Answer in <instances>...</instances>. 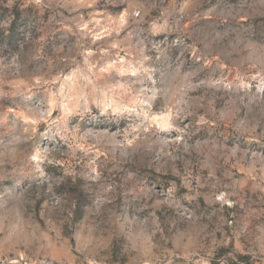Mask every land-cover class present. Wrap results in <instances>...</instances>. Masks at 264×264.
I'll return each mask as SVG.
<instances>
[{
	"label": "rangeland",
	"instance_id": "obj_1",
	"mask_svg": "<svg viewBox=\"0 0 264 264\" xmlns=\"http://www.w3.org/2000/svg\"><path fill=\"white\" fill-rule=\"evenodd\" d=\"M0 264H264V0H0Z\"/></svg>",
	"mask_w": 264,
	"mask_h": 264
}]
</instances>
